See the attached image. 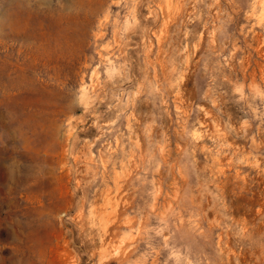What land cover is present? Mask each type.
<instances>
[{"label":"rangeland","instance_id":"obj_1","mask_svg":"<svg viewBox=\"0 0 264 264\" xmlns=\"http://www.w3.org/2000/svg\"><path fill=\"white\" fill-rule=\"evenodd\" d=\"M0 264H264V0H0Z\"/></svg>","mask_w":264,"mask_h":264}]
</instances>
